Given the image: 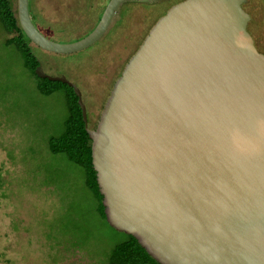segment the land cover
<instances>
[{
    "label": "water",
    "instance_id": "1",
    "mask_svg": "<svg viewBox=\"0 0 264 264\" xmlns=\"http://www.w3.org/2000/svg\"><path fill=\"white\" fill-rule=\"evenodd\" d=\"M110 0L72 43L45 36L17 0L27 38L60 55L111 29L127 2ZM246 0H185L151 28L116 80L96 127L71 87L92 142L108 224L159 264H264V54L247 30Z\"/></svg>",
    "mask_w": 264,
    "mask_h": 264
},
{
    "label": "rangeland",
    "instance_id": "2",
    "mask_svg": "<svg viewBox=\"0 0 264 264\" xmlns=\"http://www.w3.org/2000/svg\"><path fill=\"white\" fill-rule=\"evenodd\" d=\"M106 2L30 0V9L45 36L72 43L96 26ZM247 2L255 20L248 30L264 51V0ZM152 3H125L106 36L81 52L60 55L33 46L47 75L65 76L80 89L90 129L163 11L159 1ZM9 37L0 26V264H106L126 236L97 213L83 169L49 147L65 131L70 93L42 94L38 78L6 44Z\"/></svg>",
    "mask_w": 264,
    "mask_h": 264
},
{
    "label": "trees",
    "instance_id": "3",
    "mask_svg": "<svg viewBox=\"0 0 264 264\" xmlns=\"http://www.w3.org/2000/svg\"><path fill=\"white\" fill-rule=\"evenodd\" d=\"M30 13L34 24L39 29V22L37 23L38 26L35 21L38 19L33 13L32 8L30 9ZM0 26L10 36L6 40V44L17 49L22 57L24 67L37 77L35 69L40 62L33 52V46L35 45L27 38L21 28L14 0H0ZM38 80V89L44 95H50L60 89H65L70 93V116L66 121L65 131L61 136L50 139V151L54 154L66 155L72 163L83 169L85 186L92 193L97 203V213L106 221L104 206L102 204L103 197L100 194L96 172L92 164V142L85 128L78 98L74 90L67 84L52 82L48 79L38 78ZM112 229L115 230L114 228ZM115 231L118 232L117 230ZM122 234L126 236V239L114 246L106 264H159L142 248L133 236L126 235L125 233Z\"/></svg>",
    "mask_w": 264,
    "mask_h": 264
},
{
    "label": "flooded vegetation",
    "instance_id": "4",
    "mask_svg": "<svg viewBox=\"0 0 264 264\" xmlns=\"http://www.w3.org/2000/svg\"><path fill=\"white\" fill-rule=\"evenodd\" d=\"M110 0H107V2H106V5H105V7H104V10H105V8H106V6H107V4H108V2H109ZM160 3L159 4H161V8H162V12L160 13L159 12V18L157 19V21L163 16V15H165L166 14V12L172 7V6H174V5H176V4H178V3H180V2H183V1H185V0H158ZM150 4H153L152 2L150 3ZM249 5H251V3L250 2H247V0H246V3H244L243 4V9L248 13V11H247V6H249ZM104 10H103V12H104ZM120 10V9H119ZM103 14V13H102ZM102 14H101V16H102ZM249 14V13H248ZM119 15H121V13H120V11H118L117 13H116V16H115V19H114V22H113V24L115 23V21L117 20V16H119ZM249 16H250V21H249V23H248V25H247V30L249 29V27H250V25L251 24H253L254 22H255V20L253 21V16L252 15H250L249 14ZM101 18V17H100ZM100 20V19H99ZM156 21V22H157ZM99 22V21H98ZM98 22H97V24H98ZM96 24V25H97ZM154 26V25H153ZM95 28V27H94ZM93 28V29H94ZM92 29V30H93ZM91 30V31H92ZM151 30V29H150ZM259 30H261V26H259ZM91 31H89L87 34H89ZM248 32H249V30H248ZM250 33V32H249ZM86 34V35H87ZM251 34V36H252V38L254 39V42H255V45H256V47H257V49H258V51L260 52V53H262V54H264V51H261L260 50V48L258 47V44H257V40H256V37L252 34V33H250ZM85 35V36H86ZM84 36V37H85ZM83 38V37H82ZM81 39V38H80ZM79 40V39H78Z\"/></svg>",
    "mask_w": 264,
    "mask_h": 264
}]
</instances>
